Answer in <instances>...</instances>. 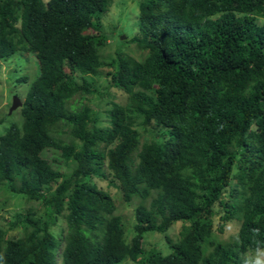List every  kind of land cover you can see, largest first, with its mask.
Returning a JSON list of instances; mask_svg holds the SVG:
<instances>
[{"label":"trees","instance_id":"obj_1","mask_svg":"<svg viewBox=\"0 0 264 264\" xmlns=\"http://www.w3.org/2000/svg\"><path fill=\"white\" fill-rule=\"evenodd\" d=\"M111 2L0 0V60L31 53L37 64L20 123L0 134V191L48 216L65 199L81 206L62 238L24 209L2 220L0 264H55L59 246L61 264H253L242 254L264 250V0L138 1L127 42L141 60L101 58ZM100 76L126 95L109 101L106 125L82 102ZM136 126L150 137L140 142ZM91 177L136 199L130 240ZM229 220L235 237L218 239ZM145 232L162 234L168 252L144 249Z\"/></svg>","mask_w":264,"mask_h":264},{"label":"rangeland","instance_id":"obj_2","mask_svg":"<svg viewBox=\"0 0 264 264\" xmlns=\"http://www.w3.org/2000/svg\"><path fill=\"white\" fill-rule=\"evenodd\" d=\"M142 0H112L111 5L106 13L100 18L102 32L106 37V44L99 49L101 58L112 56L116 51H121L124 54L130 55L135 59L141 60L145 55V51L138 49L134 44L127 42V39L137 32V3ZM121 37V38H120ZM37 73V64L31 53H17L5 60H0V134L3 129L10 123H20L21 117L19 109L15 108L8 112L9 105L13 95L17 96L19 101H22L27 90L29 82ZM26 77V81H17L19 77ZM96 92L86 95L82 102L85 103L92 112L96 113L98 125H106L107 118L105 110L109 107V101H114L123 104L126 100V95L114 87L105 88V81L102 76L95 77ZM74 104H78V96L73 98ZM139 132L140 142L147 140L150 134L149 128L142 130L136 126ZM57 166L61 171L67 173L72 168V162L69 158H57ZM89 188L101 189L106 191L114 201V214L118 216L119 222L124 228V238L126 241L132 237V224L134 222V207L136 199L132 198L125 202L120 198V192L116 186L108 185L107 180H100L91 177L88 181ZM80 203L76 201L68 202L67 199L63 203H59L53 208V214L46 215L45 207L41 202L26 201L19 196H9L4 191H0V224L2 220L10 219L18 210H26L31 215L42 217L53 223L52 229L57 233L59 238L67 233V229L76 221V217L80 210ZM69 213H72L71 215ZM217 223V215L213 218V226ZM181 222L172 223L166 231L167 236L171 240H176ZM239 222L236 220L227 221L222 232L218 233L214 230L216 237L223 241H230L235 237L238 230ZM18 230L7 229V235H17ZM57 245L62 246L63 242H58L57 236L54 234ZM62 240V239H61ZM141 246L148 249L152 246L161 248L164 252H168V247L163 240L162 234L154 232H145L140 239ZM59 250L56 249L55 264H61ZM244 259H248L253 263L256 259L264 262V250L247 251L242 254ZM119 264H134L130 260H125Z\"/></svg>","mask_w":264,"mask_h":264},{"label":"water","instance_id":"obj_3","mask_svg":"<svg viewBox=\"0 0 264 264\" xmlns=\"http://www.w3.org/2000/svg\"><path fill=\"white\" fill-rule=\"evenodd\" d=\"M18 106H20V101L16 96H13L11 104H10L9 109H8V112H10L11 110L15 109Z\"/></svg>","mask_w":264,"mask_h":264},{"label":"clouds","instance_id":"obj_4","mask_svg":"<svg viewBox=\"0 0 264 264\" xmlns=\"http://www.w3.org/2000/svg\"><path fill=\"white\" fill-rule=\"evenodd\" d=\"M13 96H15V95H13ZM17 97V96H16ZM18 98V97H17ZM11 101H12V99H11ZM11 104V103H10ZM20 104H21V101H20ZM10 106V105H9ZM19 107V106H18ZM18 107H16V108H18ZM14 110V109H13ZM12 111V110H11ZM10 111V112H11ZM253 264H264V262H262L261 260H259V259H256L254 262H253Z\"/></svg>","mask_w":264,"mask_h":264}]
</instances>
